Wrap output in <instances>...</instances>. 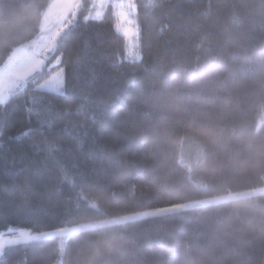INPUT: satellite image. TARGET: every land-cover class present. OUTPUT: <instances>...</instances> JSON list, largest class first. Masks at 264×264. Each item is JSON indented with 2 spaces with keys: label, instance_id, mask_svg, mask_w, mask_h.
Here are the masks:
<instances>
[{
  "label": "trees",
  "instance_id": "obj_1",
  "mask_svg": "<svg viewBox=\"0 0 264 264\" xmlns=\"http://www.w3.org/2000/svg\"><path fill=\"white\" fill-rule=\"evenodd\" d=\"M52 1L0 0V68ZM134 1L141 60L115 4L85 21L83 0L52 57L64 95L39 90L46 67L0 105V234L187 208L76 233L62 255L59 239L11 245L0 264H264V0Z\"/></svg>",
  "mask_w": 264,
  "mask_h": 264
},
{
  "label": "rangeland",
  "instance_id": "obj_2",
  "mask_svg": "<svg viewBox=\"0 0 264 264\" xmlns=\"http://www.w3.org/2000/svg\"><path fill=\"white\" fill-rule=\"evenodd\" d=\"M112 2L115 4L119 19L118 30L126 37L128 41V52L130 50L138 51L141 55L139 28L136 18L137 9L134 0H123L120 2L115 0H99V2L98 0H92V5L94 10L88 16L89 17L88 20H101L107 6ZM82 6H83V0H53L50 7L44 14L40 36L30 44H27L26 46L16 50L11 56L9 62L4 67L0 68V87H3L5 89H11L12 90V93L10 94L11 96L14 92L19 91L18 89L12 88V85L17 84L23 86L24 84H26L28 86L29 79L32 76H34L36 73L42 71L44 68L49 67L50 69H53L59 67L60 64L57 65L56 61H53L52 59L56 49V42L61 37V35L67 30V28L73 23ZM97 13H100V16L98 18L96 16ZM125 30H128L129 32L127 36L125 35ZM59 60L61 62L60 58ZM40 62H43L41 69L33 74L32 69L37 67L40 64ZM25 76L27 77L26 79L21 78ZM45 85L46 82L41 84L38 87L39 90L45 92H51L47 89ZM258 193L259 192L246 193V194L231 196L230 198L232 199L244 198V197H249L251 195H256ZM185 208L187 207L174 206L160 210L142 212L130 216L90 222L82 225H76L73 227L80 228L81 230L76 233H81L88 230L107 228V227L119 226V225H127L129 222L142 220L148 217L158 216L160 214L178 212ZM56 230H52L48 232H54ZM20 231H30V230L11 228L7 232L0 234V237H2L4 240H7L9 237L17 236ZM32 233L35 234L34 232ZM48 239H59V238L47 237L40 241L48 240ZM31 242H38V241H31ZM8 246L11 245L6 244L5 248Z\"/></svg>",
  "mask_w": 264,
  "mask_h": 264
},
{
  "label": "snow or ice",
  "instance_id": "obj_3",
  "mask_svg": "<svg viewBox=\"0 0 264 264\" xmlns=\"http://www.w3.org/2000/svg\"><path fill=\"white\" fill-rule=\"evenodd\" d=\"M99 2V0H98ZM97 18L100 16V13L96 14ZM89 17H85V21H87ZM118 27V26H117ZM129 34L128 30H125V35L127 36ZM128 58L132 61H139L141 59V55L138 51H129L128 52ZM56 64H60L59 58L56 59ZM43 65V62H40V64L32 69V73L34 74L36 71H39ZM22 79H26L27 77H21ZM47 89L59 96L64 95V86H65V69L64 67H58L56 70V74L48 81H46ZM27 87L26 84L23 86L14 84L12 85V88L18 89V90H25ZM43 87V86H42ZM12 93L11 89H5L3 87H0V105H5L9 102L10 94ZM27 134V133H26ZM80 228L71 227H60L54 232H37L33 234L30 231H20L17 236L9 237L7 240H4L2 237H0V255L3 254L5 245H16L19 243H27L31 241H40L47 237H58L60 241V252L61 255L63 254V251L68 244V242L71 240L74 233L80 231ZM59 264V261L57 262Z\"/></svg>",
  "mask_w": 264,
  "mask_h": 264
}]
</instances>
